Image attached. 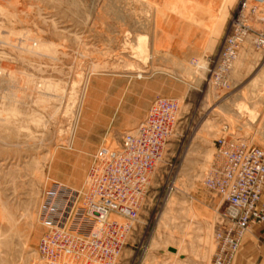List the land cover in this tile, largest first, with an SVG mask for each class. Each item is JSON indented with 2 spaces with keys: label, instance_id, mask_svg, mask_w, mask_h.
<instances>
[{
  "label": "rangeland",
  "instance_id": "rangeland-1",
  "mask_svg": "<svg viewBox=\"0 0 264 264\" xmlns=\"http://www.w3.org/2000/svg\"><path fill=\"white\" fill-rule=\"evenodd\" d=\"M240 1L0 0V264H46L55 182L80 189L96 150L119 148L159 95L179 101V120L116 264H214L225 204L204 179L216 140L264 148V54L249 40L231 86L210 81ZM10 31L55 53L15 46ZM256 227L232 264H264Z\"/></svg>",
  "mask_w": 264,
  "mask_h": 264
},
{
  "label": "built area",
  "instance_id": "built-area-1",
  "mask_svg": "<svg viewBox=\"0 0 264 264\" xmlns=\"http://www.w3.org/2000/svg\"><path fill=\"white\" fill-rule=\"evenodd\" d=\"M249 40L264 54V0L240 1L220 52L210 60L213 84L231 86L230 72ZM179 112L176 98L155 97L145 118L122 136L119 148L96 150L80 189L55 182L52 211L46 215L50 223L38 240L46 264L117 263ZM171 185L173 190L175 182ZM204 185L225 204L215 223L213 262L232 264L248 229L264 224V148L239 137H219Z\"/></svg>",
  "mask_w": 264,
  "mask_h": 264
},
{
  "label": "bare ground",
  "instance_id": "bare-ground-1",
  "mask_svg": "<svg viewBox=\"0 0 264 264\" xmlns=\"http://www.w3.org/2000/svg\"><path fill=\"white\" fill-rule=\"evenodd\" d=\"M8 39H9V42L12 43L13 45L18 46V47H23V48L25 47V49L27 48V49H29L28 51H32L33 53H42V52L43 53L45 52L47 54L55 53V47L53 44L33 39V37L31 38L29 36H26V33H24V32L10 31L8 33ZM232 70H233V67H232ZM256 98H258V96ZM250 103H251V101H250ZM250 106H251L250 108H252V110H253L251 112L250 117H252L253 115L258 116L259 111L257 110V108H255L252 104ZM259 133H261L264 136V126H263V128H261V130H259ZM112 216H114V215H112ZM114 217H116V216H114ZM249 229H248V231H249Z\"/></svg>",
  "mask_w": 264,
  "mask_h": 264
},
{
  "label": "crops",
  "instance_id": "crops-1",
  "mask_svg": "<svg viewBox=\"0 0 264 264\" xmlns=\"http://www.w3.org/2000/svg\"><path fill=\"white\" fill-rule=\"evenodd\" d=\"M263 225H264V224H253V225L250 227L249 235L255 233V231L257 230V227H256V226H263ZM244 250H246V249H244Z\"/></svg>",
  "mask_w": 264,
  "mask_h": 264
}]
</instances>
